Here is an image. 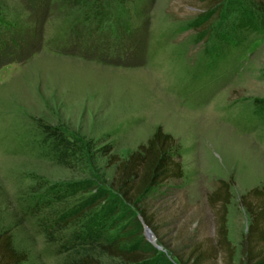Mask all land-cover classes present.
<instances>
[{"label":"rangeland","instance_id":"374dc122","mask_svg":"<svg viewBox=\"0 0 264 264\" xmlns=\"http://www.w3.org/2000/svg\"><path fill=\"white\" fill-rule=\"evenodd\" d=\"M3 29L14 40L0 37V229L24 264L65 262L28 211L43 188H74L68 206L108 190L111 155L127 157L158 126L178 140L183 175L151 192L154 228L139 218V241L174 264L190 242L211 246L206 196L232 178L227 235L240 264V196L264 184V0H49L45 16L36 0H0ZM43 125L63 132L73 158H55ZM129 212L111 217L107 235L126 229Z\"/></svg>","mask_w":264,"mask_h":264},{"label":"trees","instance_id":"16d2710c","mask_svg":"<svg viewBox=\"0 0 264 264\" xmlns=\"http://www.w3.org/2000/svg\"><path fill=\"white\" fill-rule=\"evenodd\" d=\"M48 2L36 0L44 16ZM0 37L4 47L14 40L7 29L1 31ZM2 55L0 51V62ZM256 103L263 106L264 100ZM43 131L58 161L74 157V145L59 128L43 125ZM179 149L178 140L158 126L146 142L139 144L127 157L111 155L110 163L114 164V170L108 190L100 188L97 194L68 206L66 197L75 191L74 188L59 184L44 187L28 211L39 217L37 219L48 241L61 242L59 251L67 252L64 264H102L101 255L118 259L121 264H174L163 256L157 262L155 258L159 253L156 248L145 239L139 241L140 232L135 229L139 228V218L147 227L154 228L153 216L149 213V195L182 177ZM232 184V178H219L206 196V205L212 210L215 226L212 245L205 246L200 241L188 243L186 256L177 258L179 264L213 263L217 254L223 255L224 264H233L235 249L227 235ZM240 203L248 215L246 233L241 242L240 264H264V184L249 188L240 196ZM122 209L130 211L129 217L132 218L129 224L117 235H107V222L113 221L115 218L111 217ZM171 253L177 256L174 250ZM26 258L25 252L15 245L11 232L0 229V264H24Z\"/></svg>","mask_w":264,"mask_h":264},{"label":"water","instance_id":"95a60500","mask_svg":"<svg viewBox=\"0 0 264 264\" xmlns=\"http://www.w3.org/2000/svg\"><path fill=\"white\" fill-rule=\"evenodd\" d=\"M144 228L146 229V228H148L149 229V227H147L145 224H144ZM151 235V234H150ZM152 236V235H151Z\"/></svg>","mask_w":264,"mask_h":264}]
</instances>
